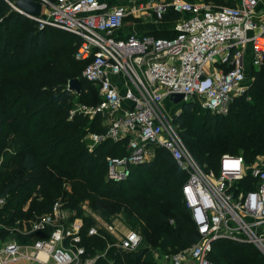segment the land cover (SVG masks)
Returning a JSON list of instances; mask_svg holds the SVG:
<instances>
[{
  "label": "built area",
  "instance_id": "built-area-1",
  "mask_svg": "<svg viewBox=\"0 0 264 264\" xmlns=\"http://www.w3.org/2000/svg\"><path fill=\"white\" fill-rule=\"evenodd\" d=\"M39 1L44 8L41 15L26 16L39 28L64 30L81 39L75 59L87 62L82 77L99 91L97 105L77 104L70 116L106 118L104 133L89 134V150L106 141L127 140V154L108 160L107 180L126 181L133 168L154 158L155 148L165 149L187 176L182 193L200 240L182 251L155 257L156 264H215L211 253L220 239L252 244L264 255V160L248 166L242 157L225 156L218 173L207 172L174 124L184 102L197 101L214 114H227L234 100L246 95L248 47L252 66L264 68V19L257 16L260 0H241L240 6L187 0ZM169 11L180 14L170 26L176 32L173 38L148 33L116 36L129 18L162 22ZM174 94L184 99L177 112L168 114L165 102ZM246 177L253 188L237 193ZM5 204L6 198H0V210ZM61 207L57 202L51 214L35 220L0 222L6 233H0V264H97L112 249L132 253L141 246L143 238L136 231L118 236L116 226L106 225L107 236H118L110 244L100 234L104 228L91 227L88 235L107 240V248L87 257L82 226L58 224ZM13 231L30 235L32 241H12L7 233Z\"/></svg>",
  "mask_w": 264,
  "mask_h": 264
},
{
  "label": "trees",
  "instance_id": "trees-1",
  "mask_svg": "<svg viewBox=\"0 0 264 264\" xmlns=\"http://www.w3.org/2000/svg\"><path fill=\"white\" fill-rule=\"evenodd\" d=\"M13 3L0 0V31L6 28L9 34L6 40L0 35V198H6L0 222L13 225L35 218L50 212L57 199L69 197L75 208L78 201L86 200L94 209L108 214L123 209L130 226L140 230L143 242L159 246L163 253L182 251L197 243L201 236L182 193L186 174L165 149L155 148L153 162L133 168L126 182L108 181L106 151L111 157L125 156L127 140L106 141L90 152L84 138L88 133H104L106 118L98 115L90 119L78 113L70 117L77 101L94 106L101 99L98 89L80 75L87 65L75 59L81 39L64 30L39 28ZM178 19L180 14L174 11L164 16L167 23ZM52 31L62 35L54 36ZM148 34L176 36L172 28ZM251 77L252 101L245 96L236 99L227 114H214L197 101L184 102L181 114L174 119L187 147L207 172L218 173L225 156L242 157L251 166L258 155L264 154V68L252 69ZM74 78L81 80L80 95L63 86ZM187 118L195 122L194 132L187 126ZM158 160L173 172L175 182L154 194L155 184L141 187L136 183L143 181ZM12 168L19 170L12 172ZM36 170L37 174L28 176ZM252 188L246 177L236 192ZM84 232L88 235L86 227ZM0 233L6 234L3 230ZM87 235H82L87 257L106 250L107 240ZM94 243H101L104 249L96 251ZM109 252L97 264H156L148 245L132 253ZM109 254L112 260H108ZM211 259L215 264H264L253 245L229 239L213 243Z\"/></svg>",
  "mask_w": 264,
  "mask_h": 264
},
{
  "label": "rangeland",
  "instance_id": "rangeland-1",
  "mask_svg": "<svg viewBox=\"0 0 264 264\" xmlns=\"http://www.w3.org/2000/svg\"><path fill=\"white\" fill-rule=\"evenodd\" d=\"M49 1H51V0H49ZM12 6H13V4H12ZM52 34L54 36L62 35L58 31H52ZM0 35H1L2 40H6V38L9 35L8 34V29H6V28L2 29L0 31ZM0 42H1V40H0ZM0 46H1V43H0ZM1 48H2V46L0 47V50H1ZM82 71H83V68H82ZM80 73H82V72H80ZM80 75H82V74H80ZM247 83H248L249 89H248L246 95H244V96L246 97L247 100L252 101V96L250 95V90L252 89L253 78L251 76H248ZM64 85L65 86L67 85V87H68V83L67 84H63V86ZM251 92H252V90H251ZM234 102H236V100H234ZM77 104H78V101H77ZM165 105H166L168 114L169 113L174 114L175 111L177 112L179 110V109L176 110L177 104H175L174 102H170V100H167L165 102ZM179 112L181 114V111H179ZM186 120H187L186 121L187 124H190V125H187V126H190V128H192V130L194 132V130L196 129V124H194L195 122L192 124V119L190 121V118H187ZM223 126L225 128L228 127V123L226 122ZM89 134L90 133H88L85 136V138H84V142H86V144H87L86 146L88 147V149H89V146L92 143L91 136ZM91 134H99V133H91ZM108 153H109V151H106V155H107L106 162L107 163H108V160L110 158H112L110 156V154H108ZM155 156H154V158H155ZM154 158H151L148 162L149 163L153 162ZM263 160H264V154H260L254 159L253 164L260 163ZM0 162H1V159H0ZM106 169H107V167H106ZM18 170L19 169H17V168H12L11 169L12 172H17ZM38 171L39 170L32 171V172L29 173L28 176H34L35 174L38 173ZM6 179H8V178H6ZM142 180L143 181H140V183L138 181L136 184L141 186V187L142 186H150V185H153V184H155L154 186H157L153 190L154 194H160V192L161 193L164 192L163 191L164 188H165L164 186H166V188H167V186H173V184L175 182V179H174V176H173V172L169 168H167L163 162H159V160H158V164L157 165L154 164L153 167H151L149 174ZM126 181H123V182H126ZM118 183H120V182H118ZM146 183H148V184H146ZM66 188H67L68 192H70V193L72 192V188H71L70 185L67 184ZM32 198H34V196ZM57 202H59L61 204V206H62L61 210H60V214L61 215L59 217L58 224H64L65 223L67 225H65V224L64 225L65 226H69V227L82 226V228H83L82 229V233H83V230H84L85 227L88 229V231H89V229L91 227H95V228H99V229L100 228H104L103 231L100 232V234L102 236H106L107 237L108 233L105 230L106 229V227H105L106 225H114V226H116V229H117L116 234L118 236H121L123 233H125L127 231H133V230L138 232V233H140V230H137V229L132 228L130 226V224L128 223V221H127V219L125 217V214L122 212L123 209H121L120 211L117 210L114 213H109L108 214V213H104L102 211L94 209L90 205L89 201H86V200L78 201L79 206L77 208L72 207L73 205L72 206L70 205L71 203H70V198L69 197H67V198L61 197V198L57 199L55 203H57ZM51 213H52V210L50 212H48V213H45V214H42V215H37L35 218H33V220H35L37 217H41L43 215H49ZM25 220H28V219H25ZM90 220H92V221H90ZM25 224H26V222H25ZM85 233L87 235V232H84V234H82L83 237H84ZM7 235H8V238L11 239L12 241H19L21 244H28V243H30L32 241V238H31L30 235H22L18 231L8 232ZM110 236H111V239L110 240L108 239L110 244L115 243L116 240H117L116 238L118 236L117 237H116V235L115 236L114 235L113 236L110 235ZM87 238H88V235H87ZM87 238H85L86 240L84 239V242L86 241L88 243L89 240ZM142 242H143V240H142ZM151 244L150 243L146 244V242L144 240V242L141 244V247H143L144 245H148V250H150L152 255L154 257H157V259L161 255L166 254V253H163V251L159 248V246H157L155 244L154 245H151ZM249 245H252V244H249ZM94 248L98 252H101L104 249V248L101 247V243H94ZM255 248L257 249V251H259V249L257 247H255ZM250 249L254 250L252 248H250ZM260 255L264 258L263 253L260 252ZM107 257H108V260H112L113 255L109 254ZM15 264H28V263L27 262H18V263H15Z\"/></svg>",
  "mask_w": 264,
  "mask_h": 264
},
{
  "label": "crops",
  "instance_id": "crops-1",
  "mask_svg": "<svg viewBox=\"0 0 264 264\" xmlns=\"http://www.w3.org/2000/svg\"><path fill=\"white\" fill-rule=\"evenodd\" d=\"M107 1L114 3V4H131V3H138L140 1H145V0H107ZM187 1H193V2L194 1L195 2L211 1L214 3H218V4H223V5H231V6L241 5V0H187ZM43 11H44V8H42V12ZM263 11H264V0H260L259 6L257 8V12H258L257 16L259 17V19H262V20L264 19ZM170 26H173V23H169V22L167 23L165 20L162 22H153L152 20H142V19L134 20V19L129 18L125 21L122 28H120L116 32V36L126 37L129 34H147V33H150L156 30H165L167 28L170 29ZM252 59H253L252 48L248 47L246 50L247 75L248 76H251L252 69H256L252 66ZM19 262H25V261H19ZM10 264H15V263H10Z\"/></svg>",
  "mask_w": 264,
  "mask_h": 264
},
{
  "label": "water",
  "instance_id": "water-1",
  "mask_svg": "<svg viewBox=\"0 0 264 264\" xmlns=\"http://www.w3.org/2000/svg\"><path fill=\"white\" fill-rule=\"evenodd\" d=\"M13 7L20 13L31 16L39 17L42 13L43 4L36 0H13ZM68 89L75 92L77 95L81 94V80L78 78L71 79L68 82ZM170 101L175 104H179L183 101L184 96L182 94H174L170 96ZM225 158L222 159V161Z\"/></svg>",
  "mask_w": 264,
  "mask_h": 264
},
{
  "label": "snow or ice",
  "instance_id": "snow-or-ice-1",
  "mask_svg": "<svg viewBox=\"0 0 264 264\" xmlns=\"http://www.w3.org/2000/svg\"><path fill=\"white\" fill-rule=\"evenodd\" d=\"M235 166H237V167H238V166H239V163H238V162H236V163H235Z\"/></svg>",
  "mask_w": 264,
  "mask_h": 264
}]
</instances>
